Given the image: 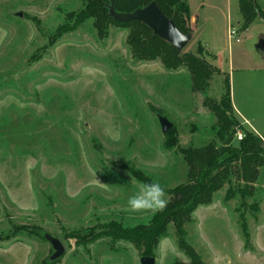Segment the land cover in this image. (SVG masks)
Segmentation results:
<instances>
[{
    "label": "rangeland",
    "instance_id": "1",
    "mask_svg": "<svg viewBox=\"0 0 264 264\" xmlns=\"http://www.w3.org/2000/svg\"><path fill=\"white\" fill-rule=\"evenodd\" d=\"M87 4L0 0V264H141L130 241L84 237L112 224L150 223L159 209L128 207L137 186L157 182L168 201L188 180L182 150L222 145L204 100L221 99L225 76L235 117L264 136V19L243 30L239 0L229 9L226 0H211L199 14L186 49L223 71L196 93L188 67L170 71L160 59L134 55L132 27L112 23L99 34L94 14L80 21ZM258 8L264 14V0ZM231 24L239 41L228 39ZM151 105L173 122L170 134ZM259 172L245 205L239 193L227 197L225 184L185 224L205 264H264V168ZM174 232L171 223L154 251L156 264H192ZM45 234L62 241L63 257L51 260Z\"/></svg>",
    "mask_w": 264,
    "mask_h": 264
},
{
    "label": "trees",
    "instance_id": "2",
    "mask_svg": "<svg viewBox=\"0 0 264 264\" xmlns=\"http://www.w3.org/2000/svg\"><path fill=\"white\" fill-rule=\"evenodd\" d=\"M86 7L77 14L80 21L94 14L95 25L98 33H106L109 24H117L120 27H132L133 36L129 43L134 55L138 59H160L168 70H176L182 66L188 67L191 88L194 93L203 92L209 84L210 77L220 72L219 66L208 61L203 55L194 51H179L173 45L158 35H155L149 27L142 22H118L109 13L110 0H85ZM166 16L171 17L179 30L183 33H193L188 23L190 20V7L186 0H155ZM118 12H132L138 7H144L153 0H113ZM240 10L245 16L243 30L258 16L264 19V14L258 8V0H239ZM202 47L200 41L197 42ZM225 89L221 99L206 96L204 104L213 111L216 117L217 141L206 144L203 148H191L182 150L185 160L189 165L188 180L179 184L170 192V198L162 209L154 215L150 223H144L134 227H125L120 224H112L109 229L100 233H88L84 240L95 241L97 238L107 236L113 241H130L140 254L154 256L161 236L167 231L171 223L174 224V235L177 245L183 251L192 264H205L202 256L195 247L188 242L185 224L190 220L191 214L201 205L210 204L214 194L228 184L227 197L240 194L242 204L245 198L251 196L255 190L253 183L260 174L259 169L264 168V136L261 137L253 130H247L235 117L232 105V94L229 76H225ZM152 111L163 114L161 108L150 106ZM174 128V127H173ZM238 128L244 132L238 143L231 144L233 132ZM173 129L168 133L170 134ZM237 183V189L233 188V182ZM242 182L244 183L242 185ZM242 230L247 244L250 241L248 224L244 217ZM81 238V236H80ZM6 239L0 235V242Z\"/></svg>",
    "mask_w": 264,
    "mask_h": 264
},
{
    "label": "water",
    "instance_id": "3",
    "mask_svg": "<svg viewBox=\"0 0 264 264\" xmlns=\"http://www.w3.org/2000/svg\"><path fill=\"white\" fill-rule=\"evenodd\" d=\"M109 13L112 18L118 22H142L155 34L166 40L179 51L186 50L188 44L193 40L194 34L183 33L177 27L175 21L166 16L159 7L157 1L153 0L150 4L132 12H118L115 3L110 0ZM162 133L167 134L173 129V122H171L164 114H157ZM45 239L50 241L54 252L50 255L51 260H57L63 257L65 247L61 240L51 234H45ZM141 264H156L154 256L144 255L140 258Z\"/></svg>",
    "mask_w": 264,
    "mask_h": 264
},
{
    "label": "clouds",
    "instance_id": "4",
    "mask_svg": "<svg viewBox=\"0 0 264 264\" xmlns=\"http://www.w3.org/2000/svg\"><path fill=\"white\" fill-rule=\"evenodd\" d=\"M133 183L135 181L131 179ZM138 190L128 197L127 204L132 211L145 209H162L166 206L165 189L157 182H145L139 184Z\"/></svg>",
    "mask_w": 264,
    "mask_h": 264
},
{
    "label": "crops",
    "instance_id": "5",
    "mask_svg": "<svg viewBox=\"0 0 264 264\" xmlns=\"http://www.w3.org/2000/svg\"><path fill=\"white\" fill-rule=\"evenodd\" d=\"M186 1H187L188 5L190 7V16L191 17H190L189 22L191 24V30L193 31L194 37H196L197 36V32H198L197 31L198 30V25H199V21H200V15L199 14H200L202 9H205V8H207L210 5V1L211 0H186ZM226 1H227V7L229 9L230 8V4L232 5V0H226ZM229 21L231 22L230 17H229ZM231 26H232V24H231ZM228 29H229V25H228ZM228 39H229V31H228ZM220 69L222 70L221 67H220ZM234 112L236 114V109H234ZM255 132L258 135L262 136L258 131H255Z\"/></svg>",
    "mask_w": 264,
    "mask_h": 264
},
{
    "label": "built area",
    "instance_id": "6",
    "mask_svg": "<svg viewBox=\"0 0 264 264\" xmlns=\"http://www.w3.org/2000/svg\"><path fill=\"white\" fill-rule=\"evenodd\" d=\"M228 30H229V40H230V42H232L234 38L236 39V41L240 40L239 37H238L239 30H238L237 27L230 26ZM243 137H244L243 130L241 128H238L237 129V138H238V140H241ZM263 140H264V138H263Z\"/></svg>",
    "mask_w": 264,
    "mask_h": 264
}]
</instances>
